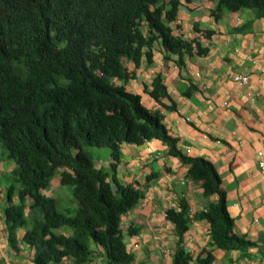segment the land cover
Returning a JSON list of instances; mask_svg holds the SVG:
<instances>
[{
  "label": "trees",
  "instance_id": "1",
  "mask_svg": "<svg viewBox=\"0 0 264 264\" xmlns=\"http://www.w3.org/2000/svg\"><path fill=\"white\" fill-rule=\"evenodd\" d=\"M183 0H0V144L17 164L19 188L5 194L2 218L10 248L22 242L35 250V264H60L73 259L84 264L99 245L107 264H133L122 218L144 193L117 179L124 144L152 140L167 144L169 155L188 167L187 178L214 197L194 216L210 226L211 242L195 264H212L215 249L246 250L255 246L234 233L222 178L215 165L184 154L159 110H151L126 84L135 78L129 62L139 69L153 62L155 46L178 55H206L200 41L174 34ZM188 3L191 0H186ZM251 9L264 18V0H218L211 15ZM211 37L215 31L195 27ZM118 81H123L119 84ZM149 96L167 109L170 99L163 76L157 74ZM89 147L110 149L109 168H97ZM62 169L60 183L73 186L78 208L59 210L47 194ZM115 186H114V184ZM167 210L178 237L173 264H192L185 236L191 207L181 199ZM42 216H39L38 213ZM31 212L28 220L27 215ZM70 228L71 233L58 232ZM130 236L138 234L130 228Z\"/></svg>",
  "mask_w": 264,
  "mask_h": 264
},
{
  "label": "crops",
  "instance_id": "2",
  "mask_svg": "<svg viewBox=\"0 0 264 264\" xmlns=\"http://www.w3.org/2000/svg\"><path fill=\"white\" fill-rule=\"evenodd\" d=\"M216 4L183 0L178 19L171 24L176 36L200 41L209 53L186 55L180 63L178 55L167 53L157 43L151 64L144 60L136 69L129 62L135 78L126 86L142 95L145 103L150 102L151 110L163 113L166 127L184 154L206 158L215 165L235 220L234 233L255 243L246 250L215 249L212 264H264V172L257 155L264 150V18L243 9L225 11L216 20L211 15ZM196 26L215 34L207 38L196 33ZM157 74L163 76L171 97L163 102L176 109L164 108L149 96L147 91ZM235 74L248 76L249 83L236 82ZM122 152L118 181L144 193L122 218L128 248L135 254L133 264H173L178 237L167 210L178 207L181 199L191 207L184 247L195 264L209 247L211 234L209 224L194 215L215 198L205 196L201 186L187 178L188 167L170 156L167 144L160 140L140 146L124 144ZM110 162L111 155L107 161L98 157L95 165L109 168ZM1 213L0 264H35V250L22 242L24 229L18 232L19 250L10 248ZM130 228L138 234L130 236ZM91 247L94 255L84 264H107L103 249L94 243ZM60 264L75 262L65 259Z\"/></svg>",
  "mask_w": 264,
  "mask_h": 264
},
{
  "label": "rangeland",
  "instance_id": "3",
  "mask_svg": "<svg viewBox=\"0 0 264 264\" xmlns=\"http://www.w3.org/2000/svg\"><path fill=\"white\" fill-rule=\"evenodd\" d=\"M145 105L149 109H151L150 102L146 101ZM88 149L93 151L95 155L101 157L106 161L110 157V149L107 147H89ZM5 153L6 151L4 150L3 146L0 144V211H2L6 205V197H5L6 192L12 186H15L17 189L19 188V183L17 180L18 177L16 174V170L18 166L14 161L8 160L6 158ZM61 171L62 169H60L56 174L52 183L51 191H49L47 194L56 198L58 202L59 210L67 214L69 209L75 210L76 208H78L79 202L73 195V186L62 185L60 183ZM37 213L38 212L36 211V214ZM31 215H32L31 212H29L27 215L28 220L30 219ZM38 215L42 216L41 213H38ZM72 231L73 230L70 228H62L58 230V232H63V233L64 232L70 233Z\"/></svg>",
  "mask_w": 264,
  "mask_h": 264
},
{
  "label": "built area",
  "instance_id": "4",
  "mask_svg": "<svg viewBox=\"0 0 264 264\" xmlns=\"http://www.w3.org/2000/svg\"><path fill=\"white\" fill-rule=\"evenodd\" d=\"M236 81H240L243 84H248L249 78L243 75H236L234 77ZM258 164L262 171H264V150L258 152Z\"/></svg>",
  "mask_w": 264,
  "mask_h": 264
},
{
  "label": "clouds",
  "instance_id": "5",
  "mask_svg": "<svg viewBox=\"0 0 264 264\" xmlns=\"http://www.w3.org/2000/svg\"><path fill=\"white\" fill-rule=\"evenodd\" d=\"M208 1H211V2H217V4H216V6L212 9V10H214L216 7H217V5H218V0H208ZM181 6V5H180ZM180 8V7H179ZM249 10H251V9H249ZM226 11H229V10H226ZM253 11V10H252ZM231 12H233V11H231ZM238 12V11H237ZM224 13V12H223ZM214 17V16H213ZM219 20V19H218ZM205 30H208V29H205ZM197 33V32H196ZM199 34H202V35H204V36H206V34H205V32H202V33H199ZM215 34V33H214ZM213 34V35H214ZM212 35V36H213ZM211 36V37H212ZM207 37V36H206ZM207 38H210V37H207ZM236 75H243V74H235V75H233V79H234V77L236 76ZM243 76H245V75H243ZM246 77H248V76H246ZM249 78V77H248ZM235 80V79H234ZM236 81V80H235ZM117 82L119 83V81L117 80ZM236 82H239V83H241L240 81H236ZM249 83V82H248ZM120 84V83H119ZM241 84H243V83H241ZM244 85H246V84H244ZM143 103H144V100H143ZM145 104V103H144ZM186 120H189V119H186ZM259 152V151H258ZM257 155H258V153H257ZM259 165V164H258ZM262 171V170H261ZM264 172V171H263ZM138 246V245H137ZM173 258V257H172Z\"/></svg>",
  "mask_w": 264,
  "mask_h": 264
}]
</instances>
